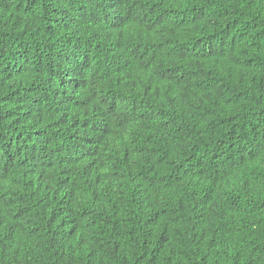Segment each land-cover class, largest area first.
<instances>
[{
  "label": "trees",
  "instance_id": "trees-1",
  "mask_svg": "<svg viewBox=\"0 0 264 264\" xmlns=\"http://www.w3.org/2000/svg\"><path fill=\"white\" fill-rule=\"evenodd\" d=\"M0 264H264V0H0Z\"/></svg>",
  "mask_w": 264,
  "mask_h": 264
}]
</instances>
